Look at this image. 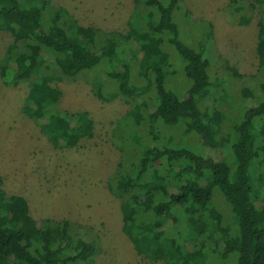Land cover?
I'll return each instance as SVG.
<instances>
[{"label":"trees","instance_id":"obj_1","mask_svg":"<svg viewBox=\"0 0 264 264\" xmlns=\"http://www.w3.org/2000/svg\"><path fill=\"white\" fill-rule=\"evenodd\" d=\"M180 1L134 0L127 33L132 40L136 77L142 81L136 85L130 82V60L117 53L119 44L114 37L119 32L103 36L98 27L80 25L54 0H0V30L15 34L19 25L26 33L1 58L0 76L7 84L17 83L25 73L31 76L32 89L21 109L57 148L90 134L86 129L88 111L55 109L62 98L59 82L93 68L104 58L109 69L119 64L126 71L127 76L117 82L130 92L129 114L145 104L137 103L135 97L151 88L158 105L149 113V119L162 127L186 124L185 111L192 106L196 122L190 130H203L204 151L233 153L236 161L220 170L202 153L198 172L197 153L190 146L160 143L154 134L146 149H156L157 156L140 154L128 168L112 173L107 184L109 191L120 198V211L126 218L122 230L143 258H152L160 248L163 264H213L209 262L210 254L221 244L220 255L235 254L234 264H264V122L259 120L264 114V83L259 85V96L247 86L241 88L245 100L239 128L224 131L228 113L205 106L215 90L222 88L223 79H213L202 51L180 39L173 14ZM139 35L143 38L133 41ZM163 43L177 51L183 75L189 79L180 95L165 84L167 75L174 71L169 69L170 58ZM28 45L37 46L38 51L33 53ZM256 53L259 65L264 67V14L257 21ZM228 68L237 75L234 67ZM36 85L38 88H33ZM95 87V94L101 98L100 85ZM226 95L222 91L219 97L231 98ZM150 132L155 133L153 128ZM133 138L139 143L137 136ZM155 169L158 175L151 173ZM214 188L229 206L233 231L245 238L231 248L225 246L228 233L221 232L217 222L220 211L212 201ZM28 211L26 198L8 197L0 180V264H73L83 255L94 254L93 239H73L68 219L43 218L26 224L23 217ZM183 226L185 231H179ZM172 229L175 233L170 232ZM218 231L221 233L216 239Z\"/></svg>","mask_w":264,"mask_h":264},{"label":"rangeland","instance_id":"obj_2","mask_svg":"<svg viewBox=\"0 0 264 264\" xmlns=\"http://www.w3.org/2000/svg\"><path fill=\"white\" fill-rule=\"evenodd\" d=\"M54 2L62 5L78 24L100 28L103 36L106 32H119L114 37L119 44L117 53L130 60V82L142 84L141 79L136 77V60L130 51L132 40L127 33V20L134 0ZM173 14L180 39L189 47L202 51L209 61L208 70L213 79H223L222 88L215 90L205 106H215L228 113L224 131L238 129L240 108L245 100L241 88L247 86L254 96H259V85L264 83V67L259 65L256 53L257 21L264 14V0H181ZM15 21L18 23L19 19ZM25 34L19 25L15 34L0 30V61ZM140 38L143 36L139 35L133 41ZM98 45L99 42L96 43ZM162 45L169 54V69L174 71L165 78L166 87L180 95L189 85V79L183 75L182 60L177 51L167 43ZM27 49L33 53L38 51L34 45H28ZM228 66L234 67L237 75ZM126 76L121 65L109 69L104 58L93 68L82 70L73 77H64L59 82L62 98L55 109L88 111L86 129L90 131L89 135L62 148L54 147L33 119L21 109L32 89L29 85L31 76L25 73L18 77L17 83L10 84L0 76L1 187L8 197L20 195L26 198L29 206L28 213L23 217L26 224L43 218L68 219L73 239H93L94 254L90 257L83 255L73 264H163L160 248L150 259L136 253L122 230L126 218L120 211V198L107 187L112 173L128 168L140 154L151 158L157 156L156 149H146L154 134L160 143L165 141L169 145L190 146L197 153L195 167L198 172L202 153L210 164L220 170H225L228 162L232 164L236 161L233 153L226 155V152L209 153L206 150L208 154L204 151L203 130L197 133L190 130L196 122L192 106L185 111L186 124L162 127L159 122H151L149 113L158 105L154 99V88L135 97L137 103L144 101L145 104H141L136 113L129 114L130 92L120 88L117 82ZM95 85H100L101 98L94 92ZM222 91L231 98L219 97ZM259 120L264 122V114ZM59 122L66 126L65 120L60 118ZM151 128L155 133L150 132ZM133 136L138 137L139 143ZM151 173L158 175V170ZM212 201L220 211L217 218L219 229L228 233L226 248L244 242L245 238L233 231L229 206L217 188L212 190ZM184 227H179V231L184 232ZM170 232L175 233L173 229ZM221 245L210 254L209 262L234 264L235 254L222 257Z\"/></svg>","mask_w":264,"mask_h":264}]
</instances>
